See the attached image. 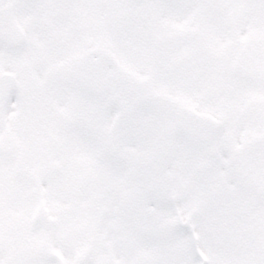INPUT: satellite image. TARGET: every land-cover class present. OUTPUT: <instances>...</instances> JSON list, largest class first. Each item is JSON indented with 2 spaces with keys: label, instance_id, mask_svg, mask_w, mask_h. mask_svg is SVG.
<instances>
[{
  "label": "snow or ice",
  "instance_id": "snow-or-ice-1",
  "mask_svg": "<svg viewBox=\"0 0 264 264\" xmlns=\"http://www.w3.org/2000/svg\"><path fill=\"white\" fill-rule=\"evenodd\" d=\"M0 264H264V0H0Z\"/></svg>",
  "mask_w": 264,
  "mask_h": 264
}]
</instances>
